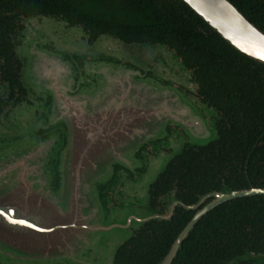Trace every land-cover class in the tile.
Instances as JSON below:
<instances>
[{
  "label": "trees",
  "instance_id": "16d2710c",
  "mask_svg": "<svg viewBox=\"0 0 264 264\" xmlns=\"http://www.w3.org/2000/svg\"><path fill=\"white\" fill-rule=\"evenodd\" d=\"M264 33V0H228ZM60 18L89 39L161 46L190 73L192 95L212 112L214 137L184 147L151 184L186 205L213 193L264 189V65L240 54L181 0H0V66L14 59L21 23ZM194 216L175 209L144 222L115 252L113 264H159ZM171 264H264V195L219 204L195 223Z\"/></svg>",
  "mask_w": 264,
  "mask_h": 264
},
{
  "label": "water",
  "instance_id": "95a60500",
  "mask_svg": "<svg viewBox=\"0 0 264 264\" xmlns=\"http://www.w3.org/2000/svg\"><path fill=\"white\" fill-rule=\"evenodd\" d=\"M181 1L234 50L264 65V33L251 24L228 0ZM34 19L36 18H28L25 22ZM42 19L49 21L48 18ZM76 29L81 31L79 27ZM106 38L128 47L135 55L164 56L168 65L177 71L176 75L171 72L175 78H165L169 82L165 86L151 78L135 81V151L138 145L159 136L155 132L169 124L181 127L184 136L196 144L213 139L214 130L209 129L205 123V116L211 111L196 99H190L181 90L187 87L192 91L190 87L193 83L190 73L173 53L161 46L125 43L109 35L98 36L93 45L88 47H95L94 50L91 49L95 51ZM31 47L28 57L26 55V75L29 78L37 76L42 81L51 79L50 74L56 72L63 63L62 55L42 47L36 48L34 44ZM136 67L142 68L140 64ZM97 68L98 66L93 67V70L97 71ZM179 76L186 79V82L180 83L177 80ZM173 83L181 88H175ZM91 101L92 98L88 100ZM68 137L70 140L67 144H74L77 154L65 157L70 160L69 165L63 162L60 164L61 177L55 186L42 180L36 183L23 178L22 181L20 178L16 179L18 163L9 162L8 159L15 158L13 155L7 158L6 179L0 182V264H105L107 261L102 262L104 249L99 244L100 241L115 229L138 228L147 221L148 217L143 214L127 215L122 225L105 223V218H110L113 213L106 215L97 197L96 185L99 184V177L104 169L103 162L106 158H111L113 146L111 142L106 144L102 134L90 129L84 132L71 130ZM139 138L142 140L139 141ZM167 159L168 157L162 162ZM162 162L159 163V168ZM260 195H264V189L215 195L213 201L194 214L159 264H171L189 231L209 210L235 198ZM196 207L194 205L186 209L195 210ZM120 212L122 210L117 211V215ZM111 252L109 263L112 260Z\"/></svg>",
  "mask_w": 264,
  "mask_h": 264
},
{
  "label": "flooded vegetation",
  "instance_id": "af4514ba",
  "mask_svg": "<svg viewBox=\"0 0 264 264\" xmlns=\"http://www.w3.org/2000/svg\"><path fill=\"white\" fill-rule=\"evenodd\" d=\"M44 18H48L52 24L46 22V29L49 31L43 28L44 34L37 32V40L30 33L27 38L24 37L25 27L29 30V25H24L22 21L23 33H19L14 59L8 68L0 66V182L6 179L7 158L13 155L15 158L8 160L10 163H18L16 179L20 178L22 181L23 178L36 183L42 180L55 186L61 177L60 164L63 162L69 165L70 160L65 157L77 154L74 148L76 146L67 144L71 130L84 132L90 129L102 134L106 144L111 142L114 149L111 158H106L107 162H103L104 169L101 171L99 184L96 185L97 197L109 214L123 210L124 200L133 198V203L130 201L128 205L132 211L143 212L148 217L145 222L167 220L178 207L190 211L186 207L196 205L195 214L213 201L215 195L229 193L207 194L190 206L178 202L173 192L157 198L152 197L151 184L156 181L166 164L184 147L205 144L190 141L184 136L183 129L169 124L155 132L159 136L138 145L137 150H134L135 81L151 78L160 85H166L161 72L165 60L149 57L148 54L139 57L129 48L122 47H106L103 50L96 48L88 57L87 46L74 47L68 42V45L66 42L63 46L59 44L63 43V39L59 38L66 37L69 32L71 36L68 37H73L75 42L80 41L78 35H74V30L81 28L80 26L69 25L60 18ZM80 33L84 37L85 45H92L97 38L90 40L83 28ZM56 37L60 40L59 43L55 40ZM29 39H33L31 43L46 42L48 50L62 55L63 63L56 72L50 74L51 79L42 81L33 75L29 82L25 78L26 57L22 49L18 53V48ZM138 64L142 68L137 70ZM96 66L97 71H94L93 67ZM91 98L92 101L88 102ZM212 117L211 112L206 122L214 130L210 122ZM172 142L180 144L174 152H171ZM158 151L170 158L155 180L149 184L146 200L139 206L134 205L139 200L138 189L144 185L146 178L145 176L143 179L147 172L145 159L150 161ZM139 228L140 226L135 230ZM135 230L131 231V235ZM122 244L115 249L114 254Z\"/></svg>",
  "mask_w": 264,
  "mask_h": 264
},
{
  "label": "rangeland",
  "instance_id": "374dc122",
  "mask_svg": "<svg viewBox=\"0 0 264 264\" xmlns=\"http://www.w3.org/2000/svg\"><path fill=\"white\" fill-rule=\"evenodd\" d=\"M25 22V21H24ZM46 22H48V21H46V20H43L42 18L41 19H39V18H36V19H34V20H30V21H28V22H25V25H29V30H28V28H26L25 27V32H24V34H25V38H27L28 37V34L30 33V35L34 38V40L37 38V32H39L38 34H40L41 35V33H43L42 32V30H47V31H49V29H46L47 28V25L45 24ZM49 23H51L52 24V21H49ZM44 28V29H43ZM75 31V33H74V35L76 36V34L78 35V37L80 38V41H78V42H75V40L73 39V37H68V36H71L70 34H71V32H69V33H66V37H61V38H59V39H63L62 41H63V43L61 44V43H59L60 42V40H58L57 39V37L55 38V40H57V42L60 44V46H63V45H65V42L67 43H70V46H74V47H78V46H80V47H86L87 46V53H86V55L89 57L90 55L88 54V53H92L93 51L91 50V49H93L94 50V48L95 47H88V46H92V45H89V44H87V45H85L86 43H84L85 41H84V37H82V34L80 33V31L78 30V29H75L74 30ZM45 32V31H44ZM46 33V32H45ZM44 34V33H43ZM69 39V40H67L66 41V39ZM27 40V39H26ZM37 40V39H36ZM31 41L33 42V39H29L28 41H26V43L25 44H23L21 47H20V49H22V53H24L25 54V57H26V55H27V57H28V52H30L31 51V49H32V44H34L35 45V47L36 48H39V47H42L43 49H45V50H47V51H50V50H48L47 48H46V46H47V43L46 42H34V43H31ZM30 42V43H29ZM68 43H67V45H68ZM56 47H57V45H56ZM106 47H112V48H116V47H122V48H126V47H123V46H121L120 45V43L119 42H117V41H114L113 39H108V38H106V40L104 41V42H102V43H100L99 44V46H98V48H100L101 50H103L104 48H106ZM128 48V47H127ZM20 49H19V51H18V53L20 52ZM52 51V50H51ZM172 53V52H171ZM141 56H147L146 54H140ZM140 55H139V57H140ZM149 56V55H148ZM149 57H155V58H159V59H161L162 61L163 60H165V63H163V66L161 67L162 68V70H161V72L163 73V81L166 83V85L169 83L168 81H167V79H165V78H175V77H173L172 76V73L171 72H173L175 75H176V70H174V68L172 67L171 68V66H169L168 65V63H167V59H166V57H164V56H157V55H153V56H149ZM62 58V57H61ZM26 61H27V58H26ZM26 61H25V74H24V76H25V78L27 79V80H29V82L31 81V78H29V76H27L26 75ZM162 63V62H161ZM142 67V66H141ZM168 68V69H167ZM138 69H140L139 67H137V70ZM171 69H173V71L171 70ZM180 83H182L183 81H185L186 82V79H183V77L182 76H179L178 77V79H177ZM175 88H181L180 87V85H178L177 83H173L172 84ZM163 86V85H162ZM165 86V85H164ZM185 88V89H184ZM191 88V90L192 91H190V90H188L187 89V87H183V88H181V90L182 91H184L185 93H186V95H189V97H190V99H193V100H195L194 98H192L191 97V95L190 94H192L193 92H194V85L192 86V87H190ZM200 114H203L202 112L200 113ZM210 114V113H209ZM208 114V115H209ZM208 115H206L205 116V123H206V126L209 128V129H211L208 125H207V122H206V118H207V116ZM176 128H180V129H182L181 127H176ZM163 138V137H162ZM172 145H171V152H174L175 150H177L178 148H179V146H180V144H179V142L177 143V142H172L171 143ZM165 158H167V154H164L163 152H161V151H158V152H156V154H155V156H154V158H152L150 161H148L147 160V158L145 159V165H147V167L145 168V170H147V172L145 173V175L143 176V179H144V177L146 176V178H145V182H144V185L143 186H141L139 189H138V196H139V200L137 201V202H135V204L134 205H136V204H138V206L140 205V204H142L143 202V200L145 199L146 200V198H147V189H148V186H149V184L151 183V182H153L154 180H155V178H156V176H157V174L162 170V168L164 167V165H165V163L168 161V159L170 158H168L167 160H165L164 162H162V160H164ZM162 162V165L160 166V168H159V163H161ZM159 168V169H158ZM158 169V170H157ZM157 170V171H156ZM156 171V172H155ZM132 202L133 203V198H131V199H125L124 200V202H123V204H122V206H123V210H122V212H120L119 213V215H117V213L115 214V213H113V216H111L110 218L107 216V219L105 218V223L106 224H112V223H114V224H119V225H122V224H124V221H125V218H126V216L127 215H143L144 213L143 212H136V211H132V208H131V206L130 205H128L129 204V202ZM145 202V201H144ZM105 211V210H104ZM105 213H106V215H108L109 213H107V211H105ZM135 230V229H137V228H132V229H128V230H125V229H115V230H113L112 232H109V234L108 235H106L105 236V238H103L101 241H100V245H102V248L104 249V255H103V260H102V262H106L105 264H111V262L109 263V260H110V258H109V256H110V252H111V249H112V252H111V259L113 258V254H114V251H115V249L120 245V244H122L126 239H128L130 236H131V231L132 230ZM109 258V259H108ZM101 264V263H100Z\"/></svg>",
  "mask_w": 264,
  "mask_h": 264
}]
</instances>
